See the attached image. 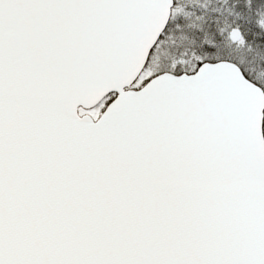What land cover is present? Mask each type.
Returning a JSON list of instances; mask_svg holds the SVG:
<instances>
[{"label": "snow or ice", "instance_id": "snow-or-ice-1", "mask_svg": "<svg viewBox=\"0 0 264 264\" xmlns=\"http://www.w3.org/2000/svg\"><path fill=\"white\" fill-rule=\"evenodd\" d=\"M0 264H264V0H0Z\"/></svg>", "mask_w": 264, "mask_h": 264}]
</instances>
